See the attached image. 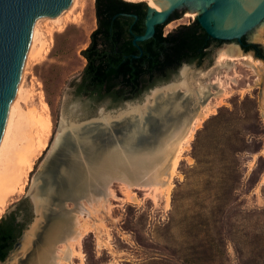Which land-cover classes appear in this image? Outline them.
<instances>
[{"label": "rangeland", "instance_id": "374dc122", "mask_svg": "<svg viewBox=\"0 0 264 264\" xmlns=\"http://www.w3.org/2000/svg\"><path fill=\"white\" fill-rule=\"evenodd\" d=\"M84 1L77 0L80 3ZM67 10L64 8L61 11L63 16L59 24L63 28L60 30L51 16L44 15L33 22L32 27L36 26L41 33L43 44L37 42L31 47L29 39L22 62L17 85L22 84L25 92L18 99V104L24 112L33 110L48 118L49 130L45 133L40 130L32 132L34 144L37 137L43 138L46 148L36 155L23 193L11 196L0 215V219L7 216L22 202L31 213L18 246L0 264H35L41 248L44 251L48 246V240L39 239V233H42L40 214L43 208L50 207L51 200L48 194H37L35 204L38 210L35 213L27 199L28 190L34 182L39 185L49 183V193L55 181L59 180L61 184L70 181L73 185L82 176L85 179L87 166L91 167L114 148L126 147V138L134 131V126L127 122H113L92 129L83 125L82 131L77 134V138L81 139L77 141L84 142L82 166L78 158L71 155V162H52L54 155L50 156L49 152L63 121L70 122L68 128L76 130L96 117L101 108L111 111L122 107L124 102L113 103L109 98L96 102L74 94L70 82L79 77L86 64L81 51L89 44L90 34L96 28V17L91 0H88L87 9L81 17L74 22L71 21L72 15L65 12ZM185 14L182 20L166 24L163 33L167 34L188 22L191 24L196 18H185ZM263 26L264 20L246 38L256 42L253 40L255 32ZM256 43L264 49V44ZM226 48L228 46L218 42L201 62L182 64L166 79L155 84L175 83L181 71L187 68V86L180 85L179 91L185 92L186 87L199 91L200 84L209 86L219 73L228 95L222 97V103L217 106L215 98L209 96L212 89L204 90L200 101L210 99L215 113L209 114L195 130L188 147L181 153L168 198L162 189H142L141 186L129 189L124 183L114 181L109 187L111 194L107 199L90 204L81 198L63 204L67 211L77 213L79 223L84 222L80 244L72 243L75 250L83 253L84 264H264V75L262 71L258 76L252 68L236 62L227 73L230 77L235 72L238 74V77H233L236 80L234 84L226 76V66L216 64L220 51ZM259 61L264 66V61ZM195 91L190 92L194 101L197 99ZM141 95L134 99H140ZM13 100L14 96L10 103ZM195 105L197 108L198 105ZM159 125L152 128L146 126L149 130L145 134H153L151 130ZM14 133L17 147L24 146L30 134L27 120L23 119ZM40 134L42 136L39 137ZM73 137L67 134L65 143L71 144ZM196 156L207 161L214 160V156L224 157L222 169L226 170L236 171L238 165L241 167L243 178L240 182L234 179L232 186L236 190L230 193L228 200L208 205L191 198L186 178L196 165ZM254 216L259 218L254 219ZM207 219L212 233L201 226ZM58 220L56 218V223ZM253 228L262 231L251 234ZM62 245L57 244V248ZM219 258L221 261H218ZM72 262L79 264L75 257Z\"/></svg>", "mask_w": 264, "mask_h": 264}, {"label": "bare ground", "instance_id": "6f19581e", "mask_svg": "<svg viewBox=\"0 0 264 264\" xmlns=\"http://www.w3.org/2000/svg\"><path fill=\"white\" fill-rule=\"evenodd\" d=\"M94 1L95 0H91L92 3H94ZM140 1L146 2L153 10L163 12L172 3L178 0ZM262 2H264V0H252L242 21L225 30L243 24L248 15ZM87 5L88 0L82 3L77 2V0H71L67 7L68 10L65 12L72 15L71 21L74 22L81 17V13L87 9ZM191 6L188 5L189 10L186 11L185 18H194L200 14V8L191 10ZM196 6H199V4L195 5V7ZM62 16V12L52 16V21L59 25L58 30L63 28L62 25L59 24ZM216 26L219 27L217 24ZM41 36L36 26L32 27L30 33V40L32 41L31 47L37 42H40L41 45L43 44V42H41ZM253 40L264 44V26L259 30L257 29ZM236 62H240L244 64V66L246 65L252 68L254 73L258 76H260L259 72L262 71L264 75V66L261 61L254 58L251 53L243 54L237 45L228 46V49L226 48L220 51L216 64L217 66L225 65L226 76L230 77L227 73L235 67ZM187 71V68L183 69L179 80H175V83L166 84L156 88L152 92V94H155L157 91H163L164 95L160 99L162 102H165L163 108L172 106L173 112H175L176 110L182 111L185 107H188L189 109L185 117L174 121L152 146L135 151L129 150L126 147H117L110 150L97 162H94L91 167L87 166V175L85 179H83L82 185L72 191V197L75 199L74 201L85 198L91 204L98 200L100 201V199H107L106 197L111 194L109 187L114 181L124 183L129 189L133 187L137 188L138 186H141L142 189H162L166 191V198H168V194L172 187L171 180L175 174L181 153L188 147V143L195 130L209 114L215 113V109L210 104V99L200 101L203 97L204 90L209 87L212 89V91H209V96L215 98L214 100H216L217 106H220L222 103V97H228L222 77L218 73L216 79H214L209 86L200 84L199 91L186 87L185 92H182L185 102L181 100L172 101L171 94H173L174 91L181 92L179 91V86L186 84L188 76ZM234 76L238 77V74L235 72ZM233 77L230 78L233 80L234 84H236V80H234ZM192 91H195L197 95L196 101H194L191 96L190 92ZM24 92L25 90L22 84H16L13 92L14 100L9 103L6 109L0 131V215L3 213L7 201L11 196L17 193H23L26 186L27 174L33 169L36 155L39 151L46 148V142L43 138L37 137L36 143L34 144L32 132L36 133L37 130H40L42 133L47 132L49 130V120L42 114L33 110L29 112H24L22 110L18 104V99H20ZM195 104L198 105L197 108L194 107L196 106ZM190 105L193 107L190 108ZM43 106L45 107V104ZM144 113L145 105L140 107L139 105L131 104L115 113L109 111L102 112L99 119L104 124L108 125L113 119H120L124 116L131 119L137 117L141 120ZM23 119L27 120L30 134L26 144L17 147L14 129L18 127ZM69 123L66 121L62 122L60 130L56 133L49 154H53L56 149L64 145L63 135L67 130L71 133H75L72 135L74 136L73 143L76 142L78 134L76 130L78 129L72 130L68 128ZM40 136H42V134H40L39 137ZM37 185L38 184L34 182L28 190L34 203H36ZM61 214V218L55 224L54 230L48 239V246L44 251H42L43 247L41 248L35 264H74L72 262L73 257L79 260V264H84L83 253L75 250L74 245H72V243L80 244L84 235V222L79 223L76 212L71 213L63 208ZM59 243L63 244L60 249L57 248V244Z\"/></svg>", "mask_w": 264, "mask_h": 264}, {"label": "trees", "instance_id": "16d2710c", "mask_svg": "<svg viewBox=\"0 0 264 264\" xmlns=\"http://www.w3.org/2000/svg\"><path fill=\"white\" fill-rule=\"evenodd\" d=\"M94 8L96 28L90 34L88 46L81 51L86 64L79 77L70 82L76 96L92 101L109 98L119 103L134 99L183 63L201 62L205 58L203 49L212 41L195 18L190 25L167 34L163 33L165 23L156 25L149 39L134 45L133 39L145 31L146 2L95 0ZM171 16L168 21L173 19ZM240 46L245 52L254 50L257 58L264 57L259 56L262 48L258 44L246 45L242 39ZM195 159L196 165L186 178L191 198L208 205L228 200L236 190L232 186L234 179L240 182L243 178L241 167L238 165L236 171L222 169L225 158L219 156L212 161L199 156ZM16 213L0 219V253L12 238ZM201 226L212 233L209 219ZM260 231L253 228L251 234ZM6 254L1 253L0 261Z\"/></svg>", "mask_w": 264, "mask_h": 264}, {"label": "water", "instance_id": "95a60500", "mask_svg": "<svg viewBox=\"0 0 264 264\" xmlns=\"http://www.w3.org/2000/svg\"><path fill=\"white\" fill-rule=\"evenodd\" d=\"M70 1L71 0H0V131L6 109L10 100L13 98V92L19 79L33 22L44 15L51 17L57 15L64 8L69 6ZM251 1L252 0H178L172 3L163 12L153 10L147 5V14L144 22V34L136 36L133 39V44L136 45L139 41L149 39L153 35L156 25L164 23L167 24L169 22V17L174 12L183 10V12L186 13V11L189 10L188 5H192L191 10L200 8L201 12L198 16H196V19L210 38L221 42L225 46H229L233 44V42H237L236 45L243 54L251 53L254 58L259 59L253 54V52L243 51L240 43L243 36H247L250 31L258 27L263 22L264 2L259 4L253 12L248 15L243 24L225 30L242 21ZM197 4H199V6L195 7ZM215 23L219 27H217ZM184 64L185 63H183V65ZM166 84L168 83H158L157 85H154L144 91L140 99L126 100L123 102L122 107L109 111L115 113L131 104H136L140 107L145 105V113L141 120L137 117L135 119H131L124 116L120 119H113L109 123L111 124L114 122L115 124H121L127 122L134 126V131H132L131 135L126 138V148L129 150L135 151L152 146L174 121L184 118L187 114L188 107H185L182 111L176 110L175 112H173L172 106L163 108L165 102L160 100L164 95L163 91H157L155 94H152L156 88ZM171 95L172 101L181 100L182 102H185L182 92L174 91ZM102 112H108L106 107L101 108L97 112L96 117L80 125L79 129L76 130V133L82 131L81 127L83 125L88 126V129H92L95 126H108L109 124L106 125L99 119ZM157 124L160 125L151 130L153 131V134H145L149 130L146 126L152 128V126ZM67 134L72 136L74 133H71L69 130L65 131L63 135L64 145L61 148L56 149L53 153L54 158L52 162H55L54 164L57 162L66 163L69 161V157L71 155V157L73 156L72 158H78L81 165V153L84 150V142L82 143L81 141H77L79 139L77 138L75 143H73V141L71 144H66L65 136ZM49 155L51 156L52 154ZM82 181L83 176L73 185L72 183L70 184V181H66L63 184H61L59 180L58 182L55 181V185L49 190V193H47L49 183L42 182V184L37 185V194H48L51 200L50 207L43 208L44 211L42 210V213L40 214L42 219L45 221L41 233V237L45 240L50 238L56 224V218H61L63 204L66 201L75 200L74 197H72V191L75 188H79L82 185ZM27 199L33 206L36 213L38 205L34 203L29 193H27ZM24 231L25 230H23V232ZM21 236L18 238L9 253L12 252L16 246H18ZM19 255H21V253H19ZM3 262L4 261H0V263Z\"/></svg>", "mask_w": 264, "mask_h": 264}, {"label": "flooded vegetation", "instance_id": "af4514ba", "mask_svg": "<svg viewBox=\"0 0 264 264\" xmlns=\"http://www.w3.org/2000/svg\"><path fill=\"white\" fill-rule=\"evenodd\" d=\"M183 14H184L183 10H182V11H176V12H174V13L172 14V16H171V17L173 18L171 21H173V20H178V19L182 20V19H183V18H182V17H183ZM193 20H194V19H193ZM171 21H169V22H171ZM169 22H168V23H169ZM192 22H193V21H192ZM168 23H167V24H168ZM183 25H185V24L179 25L178 27L183 26ZM187 25H190L189 22H188ZM242 39H243V41H244V43H245L246 45H250V44H258V45H260L259 43L249 41V40L246 38V36H243ZM218 42H219V41L214 40V39H212V41L209 42V44L203 49V51H204V56H205V57H206V56H209L210 52H211V51L213 50V48L217 45ZM241 42H242V40H241ZM261 48H262V47H261ZM250 51L253 52V54L255 55V53H254L255 51H254V50H250ZM248 52H249V51H248ZM259 53H261L259 56H264V49L262 48V52H259ZM246 54H248V53H246ZM259 59H261V60L264 61V57L259 58ZM195 62H197V61H195ZM14 211H16L17 213L15 214L14 224H16V225H15V228H14V231H13V234H12V238H11L10 241L6 244L5 248L2 250L1 253H7V254L9 253V251L13 248L14 244L16 243V241L18 240V238L21 236L23 230L25 229L27 223H28L29 220H30V215H31V213H30V211H29L28 206L25 205L24 202L18 204V206L15 208ZM12 212H13V211H12ZM10 213H11V212H10ZM10 213H9V214H10ZM9 214H8L7 216H9ZM7 216H5V217H7ZM40 223H42V225H41V229H43L44 224H45V221L42 219V220L40 221ZM40 233H41V232H40ZM40 233H39V239L41 238V234H40ZM1 253H0V255H1ZM7 254H6V255H7ZM14 259H15V256L13 257L12 260H14ZM12 264H13V263H12Z\"/></svg>", "mask_w": 264, "mask_h": 264}, {"label": "built area", "instance_id": "2783aa9c", "mask_svg": "<svg viewBox=\"0 0 264 264\" xmlns=\"http://www.w3.org/2000/svg\"><path fill=\"white\" fill-rule=\"evenodd\" d=\"M192 21H193V19H192Z\"/></svg>", "mask_w": 264, "mask_h": 264}]
</instances>
